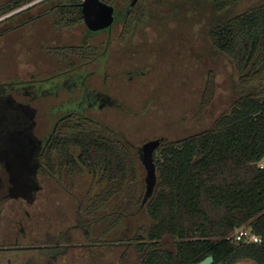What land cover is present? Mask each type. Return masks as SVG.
Segmentation results:
<instances>
[{
  "label": "flooded vegetation",
  "instance_id": "af4514ba",
  "mask_svg": "<svg viewBox=\"0 0 264 264\" xmlns=\"http://www.w3.org/2000/svg\"><path fill=\"white\" fill-rule=\"evenodd\" d=\"M104 1L116 9H123L125 3V0ZM81 3L82 0H0V40L4 47L8 46L7 50L10 43L16 45L15 66L29 63L26 55L36 52L44 51L54 59L48 61L54 66L40 74V81L34 75L36 70H32L29 77H0L2 89L11 87L18 101L33 108V137L38 135L41 141L35 145L39 150L37 176L40 184L33 200L29 194L14 192V178L2 157L9 153V144L0 151V264H144L149 254L146 251L153 247V241L136 238L151 225L143 210L149 199L144 201L147 168L140 154L142 145L150 140L138 146L130 142L128 134L121 135L123 140L111 137L126 146L137 168L142 164L145 167V175L138 181L142 185L139 205L136 204L139 197L136 191L128 187L106 200L110 184L102 174L88 168L84 146L55 142L63 132L68 135L89 133L86 125L85 128L80 126L82 121L73 125L76 127L65 125L72 117L84 118L85 122L91 118L97 122L93 128L96 132L114 136L118 130L98 114L103 110L117 114L121 110L131 111L122 105L117 95L119 84L116 81L121 73L115 65L120 49L113 45L115 40L119 42L132 10L128 15L120 13L111 35L105 30H90L86 34L88 27ZM74 6L76 11L81 10L80 16L72 11ZM124 16L127 17L124 19ZM69 18L73 22L69 27L53 28L58 19ZM46 30L53 34L55 31V43L51 36H45ZM102 58H105L104 66ZM20 67L23 66L17 69ZM102 68L107 70L104 72ZM49 78L53 79L49 91L46 87L44 91L26 87L46 84ZM59 79H65L68 84ZM23 80L34 82V85H20ZM90 96L95 102L90 110L79 105L82 101L86 103ZM77 100L80 103L74 108L54 111L64 103L75 104ZM98 101L103 103L101 108H97ZM22 137L24 140L12 145L15 153H23L27 142L32 141L31 136L27 138L22 134ZM118 211L122 214L119 221L117 217L107 218L103 225L106 214L116 216ZM139 214H143L144 220L138 218ZM135 216L138 221L134 220ZM156 247L175 250L168 239L158 242ZM211 264H219L214 256Z\"/></svg>",
  "mask_w": 264,
  "mask_h": 264
},
{
  "label": "trees",
  "instance_id": "16d2710c",
  "mask_svg": "<svg viewBox=\"0 0 264 264\" xmlns=\"http://www.w3.org/2000/svg\"><path fill=\"white\" fill-rule=\"evenodd\" d=\"M208 1L217 12H223L241 0ZM75 9L72 11L80 16L81 10ZM142 9L139 0L126 26L132 19L141 20L142 16L135 15L142 14ZM207 38L231 63L239 85L233 90L237 99L210 128L177 141L160 136L166 140L155 155L157 183L143 208L151 225L136 236L153 241L144 264H192L208 255L219 264H235L239 259L264 264V2L250 4L211 26ZM206 84L203 108L215 94L213 73ZM79 121L89 128L87 135L63 132L55 142L84 146L88 168L110 184L106 200L128 187L140 197L139 205L142 185L126 146L96 132V121L91 118L85 122L72 117L65 125L76 127L73 125ZM241 227L251 228L260 241L235 240ZM165 239L172 241L175 250L156 247Z\"/></svg>",
  "mask_w": 264,
  "mask_h": 264
},
{
  "label": "rangeland",
  "instance_id": "374dc122",
  "mask_svg": "<svg viewBox=\"0 0 264 264\" xmlns=\"http://www.w3.org/2000/svg\"><path fill=\"white\" fill-rule=\"evenodd\" d=\"M140 1L143 13L135 16H142L141 20L132 19L122 35H119V42L115 40L113 45L120 49L116 59L118 64L115 65V69L120 68L121 73V77L116 81V84H119L117 95L122 105L131 111L121 110L119 115L113 111L103 110L104 112L98 114L99 117L118 130L119 133L116 132L113 138L123 140L121 135L128 134L130 142L138 146L160 136L166 137L169 141H177L189 134L212 127L216 118L236 101L237 94L233 90L234 87L239 89V85L235 82L231 63L225 55L218 53L212 47L207 38V31L211 26L227 20L234 13L248 8L250 4L261 3L264 0H241L228 6L223 12H217L214 7L209 6L208 0ZM60 20L58 19L53 28L69 27L73 23L70 18ZM53 32L54 34L48 33L46 30L45 36L53 38L55 31ZM59 35L58 29L57 36ZM53 40L55 43L56 40L54 38ZM9 46L7 50L8 46L4 47L0 40V77H27L36 70L34 75L40 81V74L45 70H51V66H54L48 62L54 59L42 51L26 55L29 63H19L17 66L23 67L17 69L16 45L10 43ZM101 60L104 66L105 58ZM102 70L105 72L107 69L102 68ZM209 73L214 74L216 90L212 101L203 108ZM49 79L46 84L31 87L26 85H34V82L28 80L18 82L27 88L36 87L42 91L45 89L49 91L52 78ZM64 80L59 79L68 84ZM9 92L17 100L11 90ZM91 99L90 96L86 103L85 101L80 103L79 100L75 104L64 103L54 111L74 108L79 103L90 110L95 103ZM96 105L97 108H101L103 103L98 101ZM28 108L33 110L30 106ZM34 119L35 117L32 120ZM19 127L22 128V124ZM12 131H14L11 133L12 139L8 141L9 153L2 157L14 178V192L18 195L29 194V198L33 200L40 184L37 176L39 150L35 149V145L38 142L40 144L41 141L38 135L33 137V126L32 141L27 142L23 153L20 151L15 153L13 150L16 148L12 145L19 144V141L12 142L20 135V131L19 128ZM130 150L134 153L131 146ZM138 171L140 180L145 175L143 164L139 166ZM30 173L35 176H29ZM28 185H32L31 188ZM116 214L118 215L111 217L110 214H106L103 217V225L107 218L117 217L119 221L122 214L119 211ZM140 217L143 219V214H139L138 218ZM138 218L135 216L134 220L138 221ZM235 264L256 263L249 259H239Z\"/></svg>",
  "mask_w": 264,
  "mask_h": 264
},
{
  "label": "water",
  "instance_id": "95a60500",
  "mask_svg": "<svg viewBox=\"0 0 264 264\" xmlns=\"http://www.w3.org/2000/svg\"><path fill=\"white\" fill-rule=\"evenodd\" d=\"M137 0H125L123 9H116V7L104 0H82L81 6L83 8V17L85 23L88 27V32L90 30L103 31L105 30L111 35L113 26L117 17L120 13L128 15L132 7L135 5ZM118 14V15H117ZM127 16H124V19ZM121 18V21L124 20ZM6 90V91H5ZM11 87L2 89L0 84V151L6 148L7 143L11 138V133H13L15 128L22 130L20 136L15 139V143L20 140H24L22 134L29 138L32 136L33 118L28 114L29 108L18 103L10 94ZM31 111V110H29ZM23 125L22 128L19 125ZM11 127V129H9ZM14 138V137H13ZM32 137H30V140ZM34 140V139H33ZM166 139L156 138L152 139L142 145L140 149V154L142 160L147 168V186L144 201L148 200L154 193L156 183H157V170L155 161V150L160 146ZM39 145V142L38 144ZM213 261V256H208L200 262L193 264H211Z\"/></svg>",
  "mask_w": 264,
  "mask_h": 264
},
{
  "label": "built area",
  "instance_id": "2783aa9c",
  "mask_svg": "<svg viewBox=\"0 0 264 264\" xmlns=\"http://www.w3.org/2000/svg\"><path fill=\"white\" fill-rule=\"evenodd\" d=\"M261 166H264V163ZM260 239V236L248 227H241L235 233V240L241 243H257Z\"/></svg>",
  "mask_w": 264,
  "mask_h": 264
}]
</instances>
